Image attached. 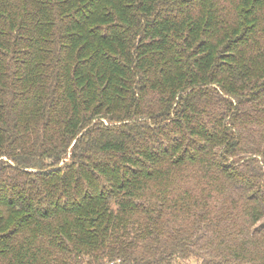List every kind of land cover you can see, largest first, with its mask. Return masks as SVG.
I'll return each mask as SVG.
<instances>
[{
	"label": "trees",
	"instance_id": "16d2710c",
	"mask_svg": "<svg viewBox=\"0 0 264 264\" xmlns=\"http://www.w3.org/2000/svg\"><path fill=\"white\" fill-rule=\"evenodd\" d=\"M263 219L264 0H0V264H264Z\"/></svg>",
	"mask_w": 264,
	"mask_h": 264
},
{
	"label": "rangeland",
	"instance_id": "374dc122",
	"mask_svg": "<svg viewBox=\"0 0 264 264\" xmlns=\"http://www.w3.org/2000/svg\"><path fill=\"white\" fill-rule=\"evenodd\" d=\"M228 195L230 197L233 198H238L242 195V190L241 187H237V188H233L230 189L228 191ZM264 220V219H263ZM261 221L259 223H257L253 228H252V232L250 235H248L249 237H253L255 236L256 238H261L262 236H264V221ZM211 241V237H205L203 238L200 242L199 245L201 248L205 247L206 242H210ZM215 243H213V247H215ZM173 264H204V257L202 255H198L195 252L192 253V255L190 257H180L178 259H176L175 261H173Z\"/></svg>",
	"mask_w": 264,
	"mask_h": 264
}]
</instances>
